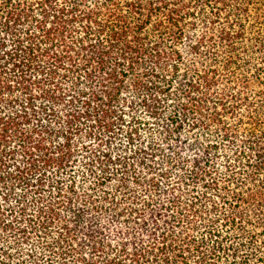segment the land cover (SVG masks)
Instances as JSON below:
<instances>
[{
	"label": "trees",
	"instance_id": "1",
	"mask_svg": "<svg viewBox=\"0 0 264 264\" xmlns=\"http://www.w3.org/2000/svg\"><path fill=\"white\" fill-rule=\"evenodd\" d=\"M0 264H264V0H0Z\"/></svg>",
	"mask_w": 264,
	"mask_h": 264
}]
</instances>
